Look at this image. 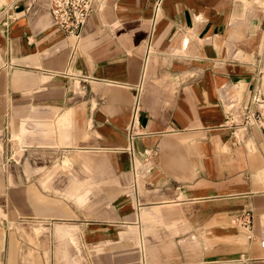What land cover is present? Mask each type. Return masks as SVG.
I'll return each instance as SVG.
<instances>
[{
    "label": "crops",
    "instance_id": "0c3cea01",
    "mask_svg": "<svg viewBox=\"0 0 264 264\" xmlns=\"http://www.w3.org/2000/svg\"><path fill=\"white\" fill-rule=\"evenodd\" d=\"M12 11L0 177L10 214L47 227L19 246L64 263L264 264V0H94L77 37L46 0ZM256 88L263 122L242 126Z\"/></svg>",
    "mask_w": 264,
    "mask_h": 264
},
{
    "label": "rangeland",
    "instance_id": "374dc122",
    "mask_svg": "<svg viewBox=\"0 0 264 264\" xmlns=\"http://www.w3.org/2000/svg\"><path fill=\"white\" fill-rule=\"evenodd\" d=\"M8 182H4L0 177V264H86L81 252L75 256L72 263L71 261L64 263L63 256L58 258L54 249V255H50L47 248H43L44 253H41L39 247H21L19 246V239L25 238L26 233L28 238L35 239L40 233L47 229L46 224L43 221L35 220L31 223L26 221L25 217H17L14 214H10V202L5 195L7 194ZM83 202V201H81ZM19 216V215H18ZM18 220L13 221L15 218ZM60 220H52V223H56ZM33 229L29 233L27 229ZM61 249V248H60ZM80 250V248H78Z\"/></svg>",
    "mask_w": 264,
    "mask_h": 264
},
{
    "label": "built area",
    "instance_id": "2783aa9c",
    "mask_svg": "<svg viewBox=\"0 0 264 264\" xmlns=\"http://www.w3.org/2000/svg\"><path fill=\"white\" fill-rule=\"evenodd\" d=\"M17 1L14 0L9 5L0 8V27H6L15 19V14L12 9L17 7ZM94 0H46L48 12L51 16L52 22L63 32L72 36H79L81 29L92 9ZM263 100L260 89L256 88L250 94L249 102L245 103L243 107V114L241 125L247 126L249 124H262L263 117L259 110V106ZM256 103V107L253 105ZM238 117V116H237ZM234 113H230L226 120L232 125H236L237 118ZM236 136V135H235ZM242 217V224L246 229L251 228V216L249 211H244ZM259 244L264 248V238L259 239Z\"/></svg>",
    "mask_w": 264,
    "mask_h": 264
}]
</instances>
